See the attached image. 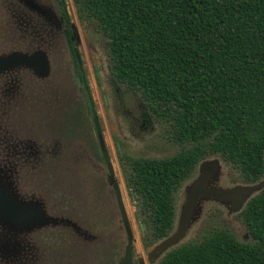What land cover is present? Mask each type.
Segmentation results:
<instances>
[{"label": "trees", "instance_id": "1", "mask_svg": "<svg viewBox=\"0 0 264 264\" xmlns=\"http://www.w3.org/2000/svg\"><path fill=\"white\" fill-rule=\"evenodd\" d=\"M73 2L102 34L113 79L180 147L165 158L129 160L126 181L147 245L172 231L175 195L200 161L220 159L244 184L264 177V0ZM238 215L247 242L211 222L159 264H264V189Z\"/></svg>", "mask_w": 264, "mask_h": 264}, {"label": "rangeland", "instance_id": "2", "mask_svg": "<svg viewBox=\"0 0 264 264\" xmlns=\"http://www.w3.org/2000/svg\"><path fill=\"white\" fill-rule=\"evenodd\" d=\"M31 9L36 13V5ZM69 10L75 47L82 57L100 119L101 135L114 171V183L118 186L126 212V231L132 238L134 248L133 263L159 264L161 258L151 263L147 260L148 251L155 244L147 245L144 242L146 226L142 223L145 229L143 233L138 208L131 199L124 172L129 171L127 162L131 159H161L177 153L180 147L170 139L168 126L149 113L135 92L112 82L103 36L97 31L88 30L87 24L78 18L70 2ZM34 21L30 24L32 22L27 20L15 19V22L0 25V58L41 52L48 62V72L44 76L36 75L32 68L21 64L0 69V193L6 194L36 216L35 213L42 214L50 207L49 200H36L37 194L38 197L48 194L58 198L53 194L98 192V180L104 177L105 169L101 167L103 163L96 146L93 123L85 113L84 98L76 86L75 72L61 36L60 19L56 15L57 23L52 24L54 27L36 25ZM66 123L68 126H61ZM196 172L197 168L193 177ZM239 176L238 171L221 161L212 185L232 188L243 184ZM193 177L184 181L175 195L176 215H179L184 201V187ZM104 180L106 182V178ZM99 191L111 190L106 182ZM36 202L40 203L41 212L35 211ZM199 206L201 214L196 219L194 216L179 245L193 240L211 222L221 223L241 242L249 240L238 212H232L227 204L205 201ZM45 215L50 219L45 218L42 226L51 224L53 230L50 236L56 232L55 237L67 240L69 233L76 243L89 239V254L93 251L94 255L92 253L93 258L90 257L88 264H96L98 257L97 250H94L96 244L93 247L92 242L105 241L107 244L114 240L112 224L104 229L89 227L85 230L78 224L74 226V222L72 224L66 217L56 223V226L60 224L57 228L52 221L58 215H53V218L47 212ZM39 220H43L40 215ZM6 228L10 232L5 236L4 232L1 234L0 264H46L47 256L54 255L48 243H42L44 248H39L38 244L36 251L33 250L35 220L22 222L0 214V231ZM19 230L24 231V236L18 238L32 240L29 246H22L13 236ZM45 239L52 240L51 237ZM99 245L101 247L103 244ZM126 247L127 243L122 241L115 260L120 259ZM111 249L106 247L108 257L104 261L106 264H117V261L113 262ZM54 250L56 256L60 257V248L54 247ZM42 254L43 262L40 260L43 259L40 257ZM77 256L80 257L79 254ZM60 261V264H66L65 260ZM72 263L75 264V260Z\"/></svg>", "mask_w": 264, "mask_h": 264}, {"label": "flooded vegetation", "instance_id": "3", "mask_svg": "<svg viewBox=\"0 0 264 264\" xmlns=\"http://www.w3.org/2000/svg\"><path fill=\"white\" fill-rule=\"evenodd\" d=\"M69 2L75 7L73 0H0V25L1 24H9L12 22H15V19L17 20H27L29 22H32L30 24L35 23L34 20H36V25L39 24H45L51 26L57 23L56 21V15L60 19V26L62 29L61 36H63V40L65 41L66 48L68 51L69 60L71 63V67L73 68L75 72V79H76V86L77 89L82 93L84 98V107H85V113L90 118V121L93 123V134L96 138V146L98 148V152L100 154L101 164L103 163L102 168L105 169V175L103 178H100L99 184H98V192H79V193H71V192H62V193H54L53 195H57L58 198L51 197L48 194H46L45 197H38L39 194L36 196V200H49V209L46 211L48 214H51L58 218L57 220L52 221L53 224L57 222H61L60 219H66L69 218L70 222H74L75 225H79L83 227L85 230L89 227H96L97 229H101L107 225L110 227L112 224L114 226V233L113 234V241H109L107 244L106 242H92V246L97 250L98 257L96 264H106L104 260H107V252L106 247H112L111 254L114 256L113 262L117 261V264H119L118 259L115 260L116 253L118 254V250L120 248V243L125 241L128 244V232L126 231L128 229L127 224V216L126 212L124 210L123 202V212L124 215L121 212L120 204L117 200V193L115 191V188H118V186L114 183V171L112 169V164L109 158V154L107 152L104 138L102 135V141L100 140L95 124H94V117L91 114V111L89 109L87 97H86V91H88V94L90 96L92 106L94 109V114L98 119V123L101 128L100 119L96 110V106L93 100V97L91 95V91L88 85L86 70L83 67V61L80 52L75 47L74 43V29L71 25V13L69 10ZM36 5V13L31 9V7H34ZM30 7V8H29ZM76 10V7H75ZM77 13V10H76ZM78 16V13H77ZM79 18V16H78ZM80 19V18H79ZM32 20V21H31ZM8 22V23H7ZM52 25V27H54ZM87 29V27H86ZM93 30L88 27V30ZM102 35V34H101ZM76 54L79 58V61L76 57ZM108 57V56H107ZM110 71V68H109ZM82 72V75H81ZM111 74V71H110ZM112 82L119 86V83H116V81L113 79L112 74L110 75ZM120 87V86H119ZM63 127L68 126L61 125ZM67 129V128H66ZM102 132V130H101ZM61 134V132H60ZM119 152L120 149L118 148ZM106 153L108 157V161L105 160ZM121 153V152H120ZM129 165V161L127 162ZM130 167V165H129ZM125 173V172H124ZM125 175V174H124ZM108 185V188H110L111 191H99L101 188L105 187L106 182ZM84 180V179H83ZM103 184H105L103 186ZM132 201L137 206V199L134 191L131 187L127 184ZM121 196V195H120ZM41 205L40 203L36 202L35 211L41 212L42 208H39ZM45 211H43V214H46ZM36 216L32 215L28 216L26 220L23 222H28L30 220L36 221V229H35V235H34V241H35V247L33 250L36 251V246L39 244V248L45 247L42 243H48L49 247L53 249L52 254H49L47 256V264H60V259L65 260L66 264H73L72 260H75V264H88V261L91 257L93 258L94 252L92 251L91 254H89V239L81 240L80 243H76L74 240V236L71 234H67V240H64L62 238L55 237L56 232L52 235V226L51 224L45 226H42V224L45 222V218L50 219V217L47 215L43 218V222H39V218L36 219ZM56 214V215H55ZM139 214V212H138ZM50 215V216H51ZM139 219L141 220V216L139 215ZM143 221L140 222V228L141 231L144 233L145 229H143ZM73 224V223H72ZM145 225V224H144ZM146 226V225H145ZM57 228L60 227V224L56 226ZM147 231V227H146ZM145 231V234H146ZM4 232V236L6 233H9L10 231L6 228L5 230L0 231V238L2 237L1 234ZM11 235H13L11 233ZM16 238L23 237L24 231L21 232V230L17 231L15 235H13ZM46 237H51V239H45ZM99 236L95 237L98 238ZM44 238V239H43ZM103 238V237H102ZM101 238V239H102ZM43 239V240H42ZM32 240H27L25 238H18L17 242H21V245L23 246H29V242ZM121 241V242H120ZM99 244H103L101 247ZM43 245V246H42ZM54 247L60 248V257H57V252L54 250ZM100 247V248H99ZM115 248V249H114ZM133 251L134 248L132 246V258H133ZM100 253V255H99ZM103 253V254H102ZM110 253V250H109ZM79 254V259L78 255ZM32 256H34L32 254ZM103 256V260L102 259ZM120 257V255H118ZM46 259V258H45ZM71 259V260H70ZM32 260H34L32 258ZM101 260V261H100ZM35 261V260H34ZM70 261V262H69ZM36 262V261H35ZM134 262V261H133ZM116 264V262H115Z\"/></svg>", "mask_w": 264, "mask_h": 264}, {"label": "water", "instance_id": "4", "mask_svg": "<svg viewBox=\"0 0 264 264\" xmlns=\"http://www.w3.org/2000/svg\"><path fill=\"white\" fill-rule=\"evenodd\" d=\"M76 57L79 61L77 54ZM20 64L30 67V69L32 68L38 76H44L48 72V62L46 56L41 52H36L30 56L14 54L9 57L0 58V69L10 68ZM86 97L89 109L94 117L96 132L102 141L101 128L98 123V119L94 114V109L88 91H86ZM104 155L105 160L108 161L106 153H104ZM220 162L221 160L216 157L206 158L199 162L196 167L197 172L195 176H192L193 178L184 187V201L181 203L179 215H176L174 227L168 236L155 243L150 251H148L147 260L149 263L157 260L158 258H162L168 251L179 245V243L184 239L194 216L196 219V217L201 214V208L199 206L200 203H205V201L221 202L227 204L232 212H238L239 214L245 207L246 203L264 189V178H261L255 183L238 184L232 188L224 189L218 186H213L212 183L215 181L220 170ZM115 191L117 193V200L120 204L121 212L124 215L120 192L118 188H115ZM0 214L9 217L12 220L22 222L26 220L28 216L32 217L33 215L31 211H28L23 206L18 205L9 196L2 193H0ZM39 215L42 219L46 216L43 213L37 214L36 219L39 218ZM39 222L43 221L40 220ZM40 257L43 258L40 259L41 261L44 260L43 254L40 255ZM118 263L134 264L132 258V238L129 234L127 247ZM42 264H44V262Z\"/></svg>", "mask_w": 264, "mask_h": 264}]
</instances>
